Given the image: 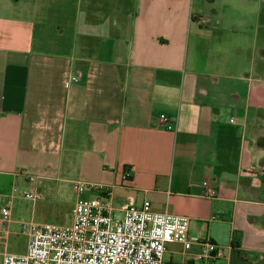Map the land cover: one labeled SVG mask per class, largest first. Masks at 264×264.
Returning a JSON list of instances; mask_svg holds the SVG:
<instances>
[{
  "label": "crops",
  "instance_id": "obj_1",
  "mask_svg": "<svg viewBox=\"0 0 264 264\" xmlns=\"http://www.w3.org/2000/svg\"><path fill=\"white\" fill-rule=\"evenodd\" d=\"M206 9L0 0V207L14 185L42 195L36 211L49 195L76 198V181L98 184L117 209L149 201L190 218L189 244H170L167 264H197L206 242L222 247L210 264H264L262 15L239 26ZM23 172L41 179L32 185ZM206 183L218 197L204 196ZM17 200L11 222L0 217V264L24 223Z\"/></svg>",
  "mask_w": 264,
  "mask_h": 264
},
{
  "label": "built area",
  "instance_id": "obj_2",
  "mask_svg": "<svg viewBox=\"0 0 264 264\" xmlns=\"http://www.w3.org/2000/svg\"><path fill=\"white\" fill-rule=\"evenodd\" d=\"M201 22L205 24V20ZM77 81L72 77L67 84ZM159 124L169 131L174 128L167 115L160 116ZM19 176L32 185L41 179L28 172ZM74 185L72 224L22 223L23 234L28 237L27 250L5 254L3 264H167L165 254L170 244H189L190 218L155 212L149 201L141 207L126 204L117 209L112 190L84 181ZM218 195L211 184L204 185L206 198ZM18 198L36 203L42 195L14 185L6 205L0 207L3 222H11L12 207ZM221 255L222 247L206 242L194 257L197 264H210Z\"/></svg>",
  "mask_w": 264,
  "mask_h": 264
},
{
  "label": "rangeland",
  "instance_id": "obj_3",
  "mask_svg": "<svg viewBox=\"0 0 264 264\" xmlns=\"http://www.w3.org/2000/svg\"><path fill=\"white\" fill-rule=\"evenodd\" d=\"M205 3L206 13L205 16L211 14V10H220L221 15L231 17L233 24L243 25L249 24L248 15L252 13L260 12L262 17L260 23L261 33L259 35L254 34V37L258 36V47L264 50V0H202ZM226 4H231L235 13L224 12V7ZM207 23V17L202 18ZM203 24V25H205ZM250 36L246 38L248 42ZM259 57V56H258ZM257 59V68L260 67V72L264 76V56ZM248 62V61H247ZM75 193H61L58 197L49 195L47 203L44 206H40L36 211L32 210V205L34 202L27 201L23 198H18L17 209H19L16 214V218L21 221L30 223H54L62 226H69L73 222L72 210L75 202ZM41 200V199H40ZM39 200V201H40ZM41 202V201H40ZM21 209H27L25 211H20ZM28 242V237L23 234L22 229L18 228V236H14L11 239L10 252L11 253H24L26 251Z\"/></svg>",
  "mask_w": 264,
  "mask_h": 264
},
{
  "label": "trees",
  "instance_id": "obj_4",
  "mask_svg": "<svg viewBox=\"0 0 264 264\" xmlns=\"http://www.w3.org/2000/svg\"><path fill=\"white\" fill-rule=\"evenodd\" d=\"M259 144L264 147V139L260 140Z\"/></svg>",
  "mask_w": 264,
  "mask_h": 264
}]
</instances>
